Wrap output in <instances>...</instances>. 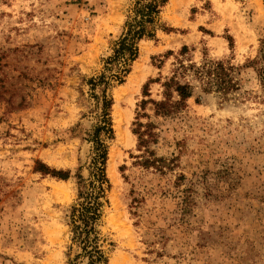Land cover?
I'll list each match as a JSON object with an SVG mask.
<instances>
[{"label": "rangeland", "instance_id": "rangeland-1", "mask_svg": "<svg viewBox=\"0 0 264 264\" xmlns=\"http://www.w3.org/2000/svg\"><path fill=\"white\" fill-rule=\"evenodd\" d=\"M135 1L0 0V264H66L99 117L89 80L102 73L107 264H264V0L165 1L117 83L105 60ZM177 60L231 66L233 87L203 96L192 81L199 102L155 115L148 100H162Z\"/></svg>", "mask_w": 264, "mask_h": 264}, {"label": "trees", "instance_id": "trees-1", "mask_svg": "<svg viewBox=\"0 0 264 264\" xmlns=\"http://www.w3.org/2000/svg\"><path fill=\"white\" fill-rule=\"evenodd\" d=\"M165 1L167 0H136L134 2L132 14L124 23L122 33L114 44L111 57L105 60V70H108V66H111V71L114 70L110 76L111 80L122 83L124 76L128 73L129 63L137 57V43L154 35L153 25L159 14V9L166 3ZM184 50H186L185 46L181 53ZM231 70V66H225L222 62H203L196 66L177 60L174 69L171 70V76L165 78V81L160 85L162 100H148L153 105L154 114L170 117L184 105L186 100L194 96L196 102H199L201 96L196 93V87L192 85V81L197 83L199 92L203 96L210 94L213 90L226 94V91L230 90L234 84L230 78ZM109 80L104 76V73L89 80L92 90L93 88L99 90L95 96L99 117L92 134L88 136L92 143V156L86 167L87 178L84 179L79 173L76 175L77 203L71 206L69 212L71 241L66 264H107V257L102 245L103 239L100 237L98 227L107 187L105 178L107 152L104 140L108 139L112 133L109 118V109L112 103L105 90ZM145 90L146 87H143L144 95ZM173 96L176 98L175 101H172ZM146 103L141 100V108H144ZM137 126L138 128L132 130V133L137 137L138 147H145L148 138L152 136L150 131H147L149 125H145L147 130L142 132L140 128L143 126L141 124H137ZM139 164L147 167L151 162L145 160ZM37 171L42 174H50L54 178L64 180L68 178L67 173L54 172V170H49L41 165Z\"/></svg>", "mask_w": 264, "mask_h": 264}, {"label": "bare ground", "instance_id": "bare-ground-1", "mask_svg": "<svg viewBox=\"0 0 264 264\" xmlns=\"http://www.w3.org/2000/svg\"><path fill=\"white\" fill-rule=\"evenodd\" d=\"M255 2H257V3H259V1L258 0H254ZM171 3V2H170ZM171 4H173V2L171 3ZM114 118L116 119V120H114V122H115V130L117 131V135L118 136H121L122 134V131H121V123H122V117H121V115L119 114V111H117V113H115V111H114ZM113 118V119H114ZM114 128V127H113ZM123 136V135H122ZM108 165H109V167H108V169H107V173H110V164L108 163ZM111 177V176H110ZM59 190V189H58ZM57 191V190H56ZM59 193H61V191H59ZM111 261V260H110ZM113 262H115V260H113L111 263H109V264H114Z\"/></svg>", "mask_w": 264, "mask_h": 264}]
</instances>
